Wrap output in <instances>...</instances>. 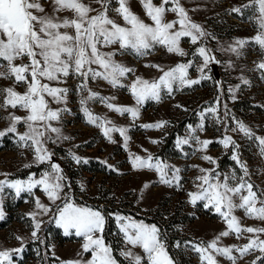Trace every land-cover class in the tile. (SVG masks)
I'll use <instances>...</instances> for the list:
<instances>
[{"label":"snow or ice","instance_id":"6c2138e0","mask_svg":"<svg viewBox=\"0 0 264 264\" xmlns=\"http://www.w3.org/2000/svg\"><path fill=\"white\" fill-rule=\"evenodd\" d=\"M145 16L152 23H146L131 7V0H0V79L11 80L12 85L0 88V110L6 113L0 117L8 121V126L0 130V139L13 133L18 138L19 146L33 152V161L25 164V168L33 165L47 164L46 170L39 175L30 173L27 179L0 180V221L5 219L4 197L6 189L14 191L15 197L22 193L34 194V189L40 188L52 204L56 205V212L50 222L63 229L64 235L83 237L81 245L84 253H90L87 261H66L63 264H118L113 256L112 246L105 242V224L107 216L102 209L78 205L72 194L71 185L59 163L53 161L54 153L48 144L66 141L70 137L62 132V117L70 112L67 107L69 88L63 87L69 77L79 78L77 90L81 95L79 103L87 122L102 129L104 136L115 143L111 133L118 132L125 142L130 137L128 129L117 127L106 116L94 114L88 107L89 101L104 104L109 110L120 115L130 114L135 120L139 118V107L147 101L162 100V93L172 95L175 90L199 84L201 79H208L205 69L210 63H219L211 50L201 42L209 36L200 24L191 20L180 0H160L159 4L153 0H139ZM98 6V7H97ZM250 9L254 15L250 17L257 25V33L247 39H238L227 48L221 46V51L231 52L237 58L243 56L246 46H256L260 49L261 58L254 61L255 68L261 79H264V0H248V3L233 7L230 12L243 15V10ZM175 13L177 19L168 21L167 13ZM70 13V15H66ZM178 26V27H177ZM183 38H189L193 45H200L193 55L202 58L198 67L200 79L189 77L188 69L192 62L178 63L165 70L158 64L147 65L156 68L161 75L153 80L135 76L130 84L124 80L129 74L134 75V69L117 61L119 54L131 53L138 57L148 55L156 46H162L168 53L181 57L188 56L181 46ZM231 67L233 62H228ZM241 83L250 85L251 81L244 76ZM102 80L113 88H127L135 98L137 106H122L112 103L116 97L101 96L99 92L89 87V81ZM18 87L24 89L18 91ZM237 84L228 89L232 99L237 97ZM217 107L202 109L199 113L200 123L193 127L188 125V135L178 138V147L194 143L197 149L206 153L208 146L214 141L201 139L198 131H203L208 114H212L217 123L225 125V133L229 130L240 132L248 139H254L259 148V154L264 157V137L255 132L242 120L235 116L231 119L235 127L229 129L227 120H221L217 115ZM177 107H181L177 105ZM261 107H264L262 105ZM224 116L230 112L224 105ZM15 110V111H11ZM23 111L24 115H17ZM168 122L144 124L143 128L159 129ZM18 125L25 128L19 132ZM111 125V126H109ZM153 143L158 141L153 140ZM225 149H234L231 159L238 165L241 175L235 169L229 172L219 171L216 158L203 154L201 159L214 165L213 168L197 167L201 173L195 178L194 191L187 193L189 202L195 206L203 202V207L211 209L225 223L226 230L221 231L210 242H185L192 250L199 254L201 264H219L217 256L226 257L236 264L237 257L233 249L240 254V258L253 251L264 253V227H245L234 214L236 210H243L249 218L264 221V188L251 181V173L246 161L239 154L240 144L231 135L225 134L219 141ZM185 155H187L185 153ZM75 163H88V160L75 153L71 154ZM155 160V162H153ZM131 163L135 169H149L158 173L159 182L169 187L183 188L180 175L181 169L160 158L149 155L147 158L134 156ZM109 168H112L109 165ZM7 175V174H4ZM150 185L145 184L147 189ZM69 189L65 191V189ZM83 190V185H81ZM143 192H141V196ZM60 201V204H56ZM37 211L28 213L31 217L32 240H40L38 235L44 221L38 219L41 215L52 212V208L35 198ZM114 215L119 232L123 236L126 250L121 255L129 264H176L170 255L166 243V234L156 224H148L143 220L120 214ZM234 233L237 239L244 233L253 234L248 237V243L237 247H220L221 237H228ZM21 246L13 249H0V264H15L14 257L20 256L25 248L24 238L16 236ZM43 243V241H41ZM179 241L175 247H180ZM139 248L142 254L134 249ZM264 264V256L257 257ZM255 264V261H253Z\"/></svg>","mask_w":264,"mask_h":264},{"label":"rangeland","instance_id":"374dc122","mask_svg":"<svg viewBox=\"0 0 264 264\" xmlns=\"http://www.w3.org/2000/svg\"><path fill=\"white\" fill-rule=\"evenodd\" d=\"M153 2L159 4L160 0H153ZM180 3L188 12L191 20L200 24L210 34L203 38L201 43L211 50L216 60L219 61L217 64L221 74L220 79L215 78L212 70L213 63H210L204 73L209 77L208 79H201L199 84L175 90L172 95L162 93L160 102L150 100L141 106L135 105V98L127 88H113L102 80L89 81V87L99 92L101 96L116 97L112 103L139 107V118L134 120L130 114L120 115L97 101L88 103V107L94 114L106 116L117 127L128 129L127 135L130 139L127 141V147H125L124 138L118 132L111 133L115 141L113 143L104 136L102 129L87 122V117L79 103L81 95H86L77 90L79 78L69 77L67 83L61 85L69 88L67 107L70 112L63 114L62 132L70 139L56 144L49 143L48 147L54 153L53 161L61 165L67 183L71 185L70 191L75 202L78 205L102 209L107 216L106 224L109 218L113 219L114 226L110 237L118 246L117 255L120 261L113 250V256L118 264H129L121 252L131 246L125 245L114 215L109 214H120L159 226L149 218L158 219L174 239V248L181 253L180 258L183 260L184 256L186 259L189 258L193 264H201L199 254L192 250L191 245L185 244L181 251L182 246L175 247V244L181 239L194 243L210 242L221 231L226 230V223L217 214L211 209L204 208L203 202H198L193 206L187 196L189 191L195 190L193 182L201 174L198 168L193 166L209 169L214 167L201 159L203 154L216 158L219 171L229 172L235 169L238 176L242 174L238 165L231 159L234 149H225L222 144L215 142L225 134L231 135L240 144L239 154L241 159L247 162L251 181L264 188V157L259 154L257 142L244 137L240 132L229 130L225 133V125L217 123L212 114L207 115L204 130L197 132L201 139L214 141L208 146L206 153L198 151L199 146L194 143L183 145L182 150L176 143L178 138L188 135V125L196 127L200 123L199 113L202 109L217 107V98L220 101L217 115L221 120H227L229 129L235 127L231 119L235 116L237 120H242L248 125L257 136L264 137V107H261L264 105V79L260 78L261 74L258 71L251 70L255 68L254 61L261 58L260 49L256 46H246L243 49V56L239 58L231 52L220 50L221 46L227 48L234 41L253 37L257 33V25L250 19L254 13L250 9L243 10V15L230 12L233 7L248 3V0H180ZM131 7L146 23H152L145 16L139 0H131ZM166 19L172 21L177 17L175 13L169 12ZM181 46L189 53L188 56L181 57L168 53L164 47L159 45L143 57L131 53L117 55L115 57L117 61L134 69V75L129 74L124 83L130 84L135 76L153 80L161 75L156 68L147 65L158 64L167 70L178 63L190 61L192 67L188 69L189 77L200 79L201 73L198 67L202 64V58L193 55L200 45H193L189 42V38H183ZM229 61L233 62L231 67L228 64ZM5 63L0 60V64ZM3 70L0 68V71ZM241 76L249 79L251 84H242ZM237 84L240 88L235 93L237 98L233 100L232 93L228 89ZM11 85V80L0 79V88ZM17 90L24 91L22 87H18ZM225 104L230 112L228 117L224 116ZM16 114L23 116L24 112L17 111ZM5 115L6 113L0 110V117ZM159 121L168 123L159 129L142 127L144 124ZM177 125L180 127L176 128ZM7 126L8 121L0 119V130ZM17 127L19 132L25 131L24 127L20 125ZM172 132H176L174 142L171 144L173 151H165L164 145ZM153 140L158 143H153ZM72 153L87 159L88 162L91 161L93 170H87L83 166L84 163H75L71 158ZM149 155L179 167L182 170L180 175L183 178L181 180L183 188L169 187L160 183L158 173L155 171L138 170L133 167L131 160L134 156L147 158ZM32 161L33 152L20 147L15 134L9 133L0 139V180L27 179L30 173L35 172L39 175L48 167L47 164L24 167ZM109 165L112 168H109ZM145 184L150 186L145 189ZM81 185H83V190ZM68 190L65 189V191ZM141 192H143L142 196ZM36 197L52 208V212L38 217L44 221L38 234L40 240H32L33 221L27 215L37 211ZM56 204H60V201ZM4 212L3 221L5 223L0 225V249L18 248L21 242L15 237L24 238V251L20 256L14 257L15 264H63L66 261L91 259L90 253L82 251L83 237H77L74 234L66 236L63 229L57 227L54 222H50L56 212V205L48 200L40 188L34 189V194L22 193L20 197H15L14 191L6 189ZM234 214L245 227H264V221L247 217L243 210H236ZM48 225L51 227L45 233ZM252 235L244 233L242 238L237 239L234 233H230L228 237H221L219 246L240 247L248 243V237ZM260 238L264 239V233L260 234ZM105 242L112 246L106 237ZM41 244L44 250L40 249ZM27 245L30 246L26 251ZM134 251L142 254L139 248ZM44 252L45 258H43ZM233 255L237 257L236 264H253V261L257 264V257L263 256L264 253L257 250L240 258V254L233 249ZM217 260L219 264H232L226 257L217 256Z\"/></svg>","mask_w":264,"mask_h":264},{"label":"trees","instance_id":"16d2710c","mask_svg":"<svg viewBox=\"0 0 264 264\" xmlns=\"http://www.w3.org/2000/svg\"><path fill=\"white\" fill-rule=\"evenodd\" d=\"M244 17V16H243ZM244 19V18H243ZM180 127V125H177V127L176 128H179ZM172 135L170 136V137H168L167 138V140H166V143H165V145H164V149H165V151H168V150H172L173 151V148H172V146H171V144H172V142H174V136H175V134H176V132H172L171 133ZM163 155V154H162ZM83 166H85V168L87 169V170H93V163H91V161H89L88 163H84V165ZM150 220H152V221H154V222H156L158 225H159V227L162 229V231H164L165 232V234H166V237H167V239H166V243H167V245H168V249H169V253H170V255L174 258V260H175V262H176V264H193V263H191L190 261V259L189 258H187L186 259V257H184L183 256V260L180 258V256H181V253H179L175 248H174V239L172 238V236L170 235V233L168 232V230L164 227V225L162 224V222H160L158 219H156V218H154V219H151V218H149ZM5 223V221H0V225H3ZM106 227H105V237H106V239L108 240V242H111V244H112V247H113V250H114V254H115V256L117 257V259L120 261V259H119V257H118V255H117V249H118V246H117V244L113 241V238H111L110 237V233L112 232V228H113V226H114V223H113V219H111V218H109V221L107 222V224L105 225ZM51 226H46V228H45V233L47 232V231H49V228H50ZM111 240V241H110ZM180 244H181V248H180V250L182 251L183 250V247H184V245L186 244L185 243V240H183V239H181L180 240ZM29 246L30 245H27V249H26V251L28 250V248H29ZM40 249L41 250H44V246L41 244V247H40ZM264 256V255H263ZM46 257V254H45V252H44V257L43 258H45ZM257 264H261V261L260 260H258L257 261Z\"/></svg>","mask_w":264,"mask_h":264},{"label":"water","instance_id":"95a60500","mask_svg":"<svg viewBox=\"0 0 264 264\" xmlns=\"http://www.w3.org/2000/svg\"><path fill=\"white\" fill-rule=\"evenodd\" d=\"M212 70H213V74H214L215 78L217 80H219L220 76H221V74L219 72V65L217 63H213L212 64Z\"/></svg>","mask_w":264,"mask_h":264}]
</instances>
